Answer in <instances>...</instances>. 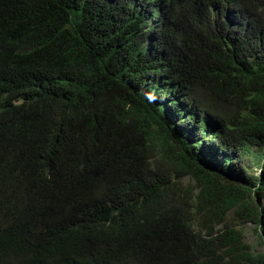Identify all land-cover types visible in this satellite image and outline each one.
<instances>
[{
	"label": "trees",
	"instance_id": "obj_1",
	"mask_svg": "<svg viewBox=\"0 0 264 264\" xmlns=\"http://www.w3.org/2000/svg\"><path fill=\"white\" fill-rule=\"evenodd\" d=\"M230 218L264 244V0H0V264H264Z\"/></svg>",
	"mask_w": 264,
	"mask_h": 264
},
{
	"label": "rangeland",
	"instance_id": "obj_2",
	"mask_svg": "<svg viewBox=\"0 0 264 264\" xmlns=\"http://www.w3.org/2000/svg\"><path fill=\"white\" fill-rule=\"evenodd\" d=\"M230 222L237 223L244 228L246 234V241L252 247V249L264 250V244L259 240V236L256 232V228H257L256 223L253 222L240 223L234 218H230Z\"/></svg>",
	"mask_w": 264,
	"mask_h": 264
}]
</instances>
